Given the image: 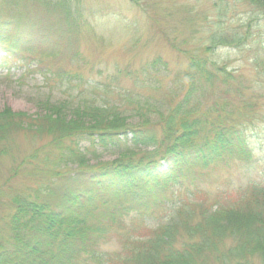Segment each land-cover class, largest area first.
Listing matches in <instances>:
<instances>
[{
	"label": "trees",
	"instance_id": "1",
	"mask_svg": "<svg viewBox=\"0 0 264 264\" xmlns=\"http://www.w3.org/2000/svg\"><path fill=\"white\" fill-rule=\"evenodd\" d=\"M26 1H37L48 11L62 6L56 9H61V23L74 30L81 25L80 11H70L71 0ZM0 3L15 8L18 0ZM216 7L218 21L208 27L222 28L219 24L230 14L239 17L236 25L208 30L201 51L173 46L186 55L188 81L166 110L129 89L118 92L124 98L121 105L112 103L105 91L100 104L47 96L33 115L10 107L0 110V142L16 128L34 131L60 149V165L72 158L77 163L52 186L10 195L13 212L0 234V264H264V172L256 168L264 158L255 153L264 133L249 128L254 113L241 112L230 94H243L242 84H234L237 77L212 57L218 46L244 44L249 29L264 21V0H221ZM22 26L15 18L0 16V49L22 48L23 38L9 34ZM26 48L34 50L30 44ZM255 62L264 80V58ZM162 70L168 71L167 61L156 57L133 71L119 69L114 79L132 75L135 87H146L152 72ZM130 116L140 121L133 125ZM70 139L89 141L118 156L92 164L84 153L63 146L61 140ZM126 142L155 149L129 152L123 149ZM226 167L232 173L243 170V176L238 183L229 181L210 202L197 183L206 182L209 170ZM115 228L120 230V249H106ZM148 230L151 234L145 235Z\"/></svg>",
	"mask_w": 264,
	"mask_h": 264
},
{
	"label": "rangeland",
	"instance_id": "2",
	"mask_svg": "<svg viewBox=\"0 0 264 264\" xmlns=\"http://www.w3.org/2000/svg\"><path fill=\"white\" fill-rule=\"evenodd\" d=\"M219 3L221 0H71L72 15L75 10L81 13L78 17L81 25L77 30L66 23L67 26H64L63 21L61 23V9H56L62 6L48 11L37 1L18 0V5H13L15 8L0 3L2 18H15L19 25H23L9 34L24 40L19 44L22 48L0 49V110L10 107L14 112L33 115L41 111L38 101L47 96L54 100L73 97L76 102L87 100L100 104L105 98V91H108V99L112 103L121 105L124 98L118 92H127L126 89L139 93L142 100L147 99L153 106L166 110L171 105L169 102L179 100L182 87L188 81L184 77L188 60L183 52L175 48L176 44L198 52L207 44L205 37L208 30H222L228 24L236 25L239 17L230 14L228 17L233 19L226 18L219 24L222 28L218 25L208 27L209 22L214 25L218 21L216 14L219 8L216 6ZM70 17L76 19L75 16ZM241 21L245 24L247 17ZM249 30L252 31L251 36L246 37L240 47L218 46L212 57L219 67L237 77L234 84H242L239 88L243 94H234L235 91L230 94L241 112L254 113L255 118L249 128H259L264 133V80L258 76L255 62L258 57L264 58V21ZM170 40L175 44L171 45ZM29 44L34 50H26ZM156 57L167 61L168 71L152 72L146 87H135L132 75L124 74L114 79L119 69L133 71ZM107 84L110 87L104 90ZM128 121L136 125L140 118L130 116ZM261 137L260 150L255 153L264 158V136L261 134ZM62 142L63 146L84 153L83 159L95 165L118 156L116 152L90 145L89 141L77 144V139H74L77 145L73 148L71 144H75L71 139ZM126 144L123 149L137 151L138 154L155 149L152 145L139 144L135 147L132 142ZM1 148L0 234H3L7 230V218L13 212L8 204L10 195L35 193L52 186L58 177L76 169L77 163L73 164L72 158L70 164L60 165L61 162L56 159L60 149L50 145L47 136L20 128L14 129L6 141L0 142ZM40 148L43 150L36 157L35 151ZM256 168L264 172L263 163ZM207 173L206 182L197 185L207 193L210 202L219 189L229 187V181L238 183L243 176V170L237 169L232 173L228 167L211 169ZM60 183L56 182V185ZM109 212L108 208L104 210V218ZM125 219L129 221V216ZM108 221L105 220L106 223ZM148 227L152 228V225ZM118 233L120 230L115 228L104 248L120 249ZM144 234H151V230Z\"/></svg>",
	"mask_w": 264,
	"mask_h": 264
}]
</instances>
